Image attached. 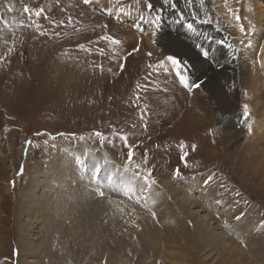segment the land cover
Here are the masks:
<instances>
[{
	"label": "rangeland",
	"instance_id": "1",
	"mask_svg": "<svg viewBox=\"0 0 264 264\" xmlns=\"http://www.w3.org/2000/svg\"><path fill=\"white\" fill-rule=\"evenodd\" d=\"M115 1L125 10L134 12L135 16L140 13L149 18L161 17L157 31L169 29L166 33L174 38L180 31L177 28L178 31L174 33L173 29L165 27L171 25L163 19L167 20L165 15L171 17V10L178 8L182 12L186 11L188 15H194L195 12L200 14L192 20V24L199 19L200 22L212 23L215 25L213 31L215 32V28L218 30L216 35L227 30L232 36V45L235 39L238 41L233 25L229 23L225 13H220L217 4L219 0H167V3L166 0ZM224 1H230L232 18L239 19L241 11L238 13V6L243 7L244 1ZM95 4L105 6L107 11H111L109 0H0V264H38L35 259L37 254L43 264H224L217 260L213 262L215 257L210 254H217V258L222 256V252L214 246H203L205 248L202 249L190 242L195 247L192 253L181 252L182 245L176 247L179 239L167 246V235H172V238L177 234L178 238V233L187 222L192 228L194 223L193 220L186 222L181 212L180 216L176 215V228L166 226L163 220H167L166 216L170 215V207L166 206L167 210H163L165 207L160 202L161 198L156 205L151 201L153 196L146 199V204L153 203L151 205L155 211L160 212L155 213V216L148 215L151 208L127 200V205L123 206L120 202L125 203L119 199H114L113 203L111 200L97 201L94 206H88L90 212L84 211V206L78 203L68 205L67 201H57L52 204L51 196L46 190L48 182L51 181V174H47V169L57 155L55 151L48 152L50 147L67 151H63L57 160L62 159V156L73 158L74 155L68 152L72 151L79 158L87 157L86 159L96 163L89 150L109 158L112 172L126 177V183L134 179L126 185L131 189V194L140 198L138 186L142 182L141 174L148 175L149 171L153 178L154 175L157 176L158 185L161 181L173 183L174 167L181 164L184 165L179 171L184 174L185 180L192 175L203 174V177H211L213 186L221 192L222 199L228 201L227 206L197 190L196 195L199 199L204 198L201 200L208 210L201 215L194 210V214H198L199 219H203L207 213L214 215L213 218H216V214L220 215L221 219H216L217 226L221 228H215L217 233H222L232 244L241 247V251L248 254L252 261L264 264V181L254 179L250 170L240 168L239 162L235 161L240 152L244 155L240 160H249L251 156L257 155L252 148L245 149L244 144L253 140L254 131L249 132V125L253 127L251 123L259 119L256 112L251 123V119L246 121L254 113L251 106L245 107L247 102L250 105L254 102L247 95L256 89L250 82V75H246L249 69L244 73V82L239 80L242 77L241 71H238L236 79L240 88L239 109L236 113L238 117L235 120L240 124L238 129L247 135L239 138L235 146L222 145L223 128L217 124L209 130L204 129L197 136V143H190L185 136L173 132L175 112L186 100L180 96L178 100L176 97L174 99V90L170 92L171 95L165 93L161 98L158 95L156 97L155 94L152 95L151 87L156 75L160 76L156 73L157 67L166 63L169 56L183 60L187 70L194 68L196 64L200 68L197 60L186 55L174 56V53L164 47V40L158 42L157 39L153 53L142 44L133 47L135 52H128L120 47L121 44L113 43V39H118L117 33L121 29L113 20L114 16L100 13L98 6L94 7ZM25 7L30 10L28 13L24 12ZM158 8L167 10L168 13L162 14L165 11L160 13L156 10ZM41 9V14L35 15ZM149 18V21L152 20ZM149 23L146 25L148 29L151 26ZM178 26L185 28L183 25ZM208 28L212 26L205 27ZM246 29L252 31L251 38L257 37V25ZM231 32H234L233 35ZM260 36L264 37V30ZM238 43L244 55L243 60H240L241 65L248 63L249 71L260 76L261 87L257 88L259 95L256 96L262 97L264 102V69L261 64H258L259 69L254 67L257 53L248 47V39ZM187 45L195 50L193 44ZM175 49L174 46L172 50ZM200 54L198 52L199 62L205 61L212 70L204 72L205 74L201 69L194 70L193 77L197 81L206 78L204 86L217 73L224 85L226 82L223 77L228 72L225 63L219 68L214 61H207ZM236 67L239 68V65ZM200 89L202 88L196 90L190 98L189 106ZM177 92L179 91H174L175 95ZM259 109L264 112V103ZM198 112L202 116L205 114ZM213 119L220 123L222 114L217 113ZM263 133L264 130H260L258 138ZM129 152L133 154V169L124 166ZM31 180V186L34 180L38 184L34 187V191L38 189L35 191L37 194L29 191ZM55 189L52 191L54 196L63 198L68 193L67 190H60L59 186ZM41 201L46 208L44 216L39 215L41 212L35 215L39 212V206L33 211ZM228 210H232L234 214L239 213L231 218L233 221L228 222L230 225H227L225 216L226 212L229 214ZM177 212H180L179 208H176V214ZM245 215L251 219L254 227L257 225L260 228L261 237L257 240L262 247L251 244L252 241L257 244L256 240L242 239L234 233V227L238 224L237 217ZM224 228L230 230L225 231ZM193 229L189 240L193 236L203 240L204 237L198 229ZM22 240L33 242L28 248L34 247L31 249L35 251L34 256L22 254ZM92 241L96 243L93 244ZM167 249L171 250L170 253H177V257L180 255L181 262L172 263L166 260L164 254ZM259 249L263 251V260L259 259ZM183 256H186L185 260Z\"/></svg>",
	"mask_w": 264,
	"mask_h": 264
},
{
	"label": "bare ground",
	"instance_id": "2",
	"mask_svg": "<svg viewBox=\"0 0 264 264\" xmlns=\"http://www.w3.org/2000/svg\"><path fill=\"white\" fill-rule=\"evenodd\" d=\"M242 1H244L243 7L238 6L239 7L238 13H239V11H241V14L238 15L239 19H233L232 18L233 13H232L231 6H229L230 1H229V3H225L224 0H219L217 2V4L219 5L220 13L222 15L225 13V16L227 17L229 23H231L233 25V27H232L233 30L235 32H237L236 36L238 37V41L240 42L241 40L244 41V40L248 39L249 40L248 47L250 48L251 51L257 53L256 56L254 55L256 58V60H255L256 65H254V67L259 69L258 64H261V68L264 69V37L260 36L262 34V31L264 30V28H263L264 27V23H263L264 22V6L262 5V4H264V0H242ZM242 1H240V5H242ZM149 2H150V0H149ZM233 2L236 3L235 0ZM120 5L121 4H118V3H112L111 4V6L113 7V10L116 14V17H119L122 21H124V23H122V24H125V25H122L121 23L119 24V28H121V29L117 33L118 34L117 40L119 41V44H121V46H120L121 48L124 47L128 52H133L134 50H132V49L134 46H136L137 44H142L145 46V48L148 51H151L153 53V52H155V48H154V44L156 43L155 40L157 39L158 42L164 40L163 41V43L165 45L164 47L167 48L168 51H171L172 53H174V56L175 55L176 56L186 55L188 58L191 57L192 59L197 60L198 64L200 65V68H198V65L196 64V66H194L195 69L193 68V71L201 69L204 73V72H209L212 70L211 66L208 63H206L205 61L199 62L200 57L198 56V52L193 50V48L190 45L188 46L187 45L188 42L184 38H182L179 34L177 35L176 38H174V37H172L171 34L166 33L167 31H169V29H167V30L163 29V30L157 31L156 26L148 29V28H146V25H148V23H149L147 15H143V14L138 13L135 17V14H133L132 12H129V13L126 12L124 9H122L123 7L121 8L122 5L121 6ZM126 22H128V26H127ZM143 23H144V25H143ZM225 23H227L226 20H225ZM131 24L133 25V27L136 30H138L140 32V34L133 32ZM254 25H257V27H258L257 37L251 38L250 30L247 31L246 27L250 28V26L253 27ZM158 33L161 35V36L159 35L160 37L158 36ZM189 33H191V32H189ZM233 33H232V35H233ZM247 33H248V35H246ZM255 36H256V34H255ZM167 40H169V41L166 43ZM196 44H198V43H196ZM254 44H256L257 46H255ZM174 46L176 49L172 50ZM222 46H223L222 44H218V47H222ZM205 48H207V46H205ZM208 48H209V46H208ZM259 49H260V51H259ZM162 50H163V48H162ZM258 51H259V53H258ZM241 54L242 53L239 54V58H238L237 63L235 62L233 57L228 58V66L227 67L229 70H227V71H229V72H227L226 75H224V77H223V79L226 82V83H224V85L221 84L220 79L216 75L217 73L216 74L212 73L213 75L211 74L212 76L209 79V83L205 84L202 87V89H200L199 91L196 92V96L193 98L192 102H190L191 106H189V102H188V104H186V105L183 104L181 106V108L178 109L177 112H175V114H176L174 116L175 131H173V132H175L177 134L179 133L182 136H185L187 138L188 142H190V143H197V136L200 135V133L204 129L209 130L211 127H214L218 124L219 126H221L223 128V137H221L223 140L222 145H225V146L237 145V140L239 138H242L245 134L247 135V133L238 129L240 124H239L238 120L237 121L235 120V118L238 117L236 113L239 109L238 98H239V88H240V86H238L236 84V79H238V71H241L240 76H242V77L239 79L241 82H244L246 75H250V77H249L250 82H251V84L256 86V89L254 90V92L251 89L252 90L251 94L247 95L250 98L254 99V102L252 99H250L253 102L252 105H250L246 101L247 102L246 106H248V107L251 106V111H253L254 113H252L253 116L250 115L251 118H248L246 121L251 119V121H250V123H251L252 120L254 119V115L256 112H257L259 119H258V121L251 123L253 127H251V130H249V132L254 131L253 132V136H254L253 140L247 141L244 144H246L245 149L248 150V149L252 148L253 150L256 151L257 155L251 156L249 158V160L244 159V158H243V160H240L241 159L240 157H242V155H243L240 152L237 154L235 161H236V163L239 162L240 168H244V169L247 168L248 170H250L249 172L252 174V177L254 179L264 181V133H263L262 137L260 136V138H258L259 131L264 130V112L262 113V111L259 109V106L261 104H263L264 102H262V100H263V99H261L262 97L259 98L256 96V95H259L257 88L261 87L260 86L261 84L259 82L260 76H257V74L256 75L252 74L249 71L250 67H248V63L245 62L243 64L244 66L241 65V61L243 60L242 58L244 57V56H242L243 54L242 55ZM200 56H201V54H200ZM212 58H213V56L210 57V59H212ZM189 61H191V60H189ZM190 65H192V64H190ZM237 65H239V68L236 67ZM247 69H249V70H248L247 74L244 75V73H246L245 71ZM157 72H158V75H160L159 77H160L161 81H160V79H158V80H156V82H153V87L151 88V91L153 93L152 95L155 94L154 96H156V95L163 96L165 93L169 94L173 90L176 91V89L179 91L178 85H175L173 81H171V83H170V79L173 80V78H175L172 75L175 72V68H174V64L171 61L167 60L166 63L158 66ZM198 78H199V76H198ZM195 80H196V78H195ZM195 80H194V82H195ZM162 86L166 90H163ZM250 86H252V85H250ZM161 88H162V90H161ZM179 92H182L185 94V92L183 90H180ZM248 92H249V89H248ZM260 92H261V90H260ZM202 93H204V95ZM170 95H171V93H170ZM166 97H167V94H166ZM170 100H172V99H170ZM256 100H258V101L256 102ZM198 111L204 112L205 114L202 116V113H200ZM248 111H249V109H248ZM217 113L222 114V119H221L220 123L215 122L213 119V116L215 117V115ZM180 116H181V118H179ZM228 116H229V118L227 119ZM243 116L244 115L242 114V117ZM243 118L246 119L245 116ZM240 128H242V127H240ZM235 148H238V147H235ZM54 151L57 155V158L59 156H61V153L63 151H65L67 153L66 150H64L63 148H59V147H57L55 149L50 147L48 152L53 153ZM68 152L73 154L74 157L73 158H65L64 156H62V159L57 160V158H56V159H53L51 161L49 168L47 169V174L48 175L51 174L50 175L51 181H50V179L48 180L50 182H48L47 189L46 188L45 189L49 193V194L48 193L47 194L49 196H51L50 201L52 202V204L56 203L57 201H60V202L67 201L68 205H71L73 203H78L81 206H84V209H85L84 211L90 212V209H89L90 207H88V206H94V204L98 201V200L95 201V190H93L91 188L96 187V186H101V180L103 181L105 179L106 173L104 172V170H99V168L97 167V164L93 160L86 159L87 157L86 158H79V155L77 153H74L72 151H68ZM248 153H249V151H248ZM243 157H244V155H243ZM97 172H99V174H100V181L98 183H92L93 177ZM111 172H112V170H111ZM149 172L147 173L148 175H149ZM104 173H105V175H104ZM47 174H46V176H48ZM119 174L120 173H116L115 171H113L111 173V175L115 178V180L117 182L130 184L131 181H134V179L132 178L130 181H128V183H126L127 182L126 177H124L122 175L120 176ZM134 175H136V174H134ZM202 175H198V176L192 175L190 178L186 179L185 184L183 182H176V181H174L173 183L170 181H161L160 185H158L156 183V179L153 178L155 183L145 185L143 177L146 176V174L145 175L141 174L142 182H141V185L138 186V191H139V194L141 196V200L144 201L145 199L153 196L154 198L152 197L153 200H151V201H154L155 205L157 204L158 200L161 198L162 201H160V202H161V204H164V207H165L163 210L166 209V206L170 207L169 211H168L170 213V215L166 216L167 220H165V219L163 220L167 224L166 226H171L172 228L173 227L176 228V222H177L176 221V215L180 216L181 212H182L186 222H187V220L188 221L193 220L194 227H196L198 229V231L200 232L201 236L204 237L203 240H198L196 238V236H193L191 239L192 241L189 240L191 233L194 230L193 229L194 227L193 228L189 227L188 225H190V223L187 222L186 225L183 226V228H181L180 233H178L179 234L178 238L176 236L177 234L176 235L174 234L172 238H171L172 235L166 236V239L169 240L167 246L169 247L170 245H172L174 243V241L176 239H179L178 242H176V247L179 245H182L180 247L181 252L185 251L186 253H188V252L192 253L193 249H195V247L202 248L203 246H206L207 248L208 247L212 248V246H214L215 249L222 252V256L217 258V256H215L217 254H215V253L210 254V256L213 255V258L215 257L214 258L215 260H213V262L220 261L221 263L224 262V264H229V263L230 264H259L256 261L255 262L252 261L248 254L241 251V249H240L241 247H237L236 245L232 244V242L229 238L225 237L222 233H217L215 228H218V230L221 229L219 226H217L218 224L216 223L217 218H218L217 220L221 219L220 215L216 214L215 215L216 218H213L214 215L210 216L207 213L204 215L203 219L202 218L199 219L197 216L198 214H196V215L194 214V212H193L194 210H196L197 213H199L200 215L202 213L207 212V210H208L206 205L202 202L203 200H201L204 198L201 197L199 199V197L196 195L197 190L199 191L200 194H207L208 196H211L212 200H215V201L219 200L220 202H224L225 206H227V203H228V201L225 202L224 199H222L221 192L213 186L212 179L210 180V182L207 183L206 187L203 186V185H205V181L209 180V177H205V176L203 177ZM44 176H45V174H44ZM39 182H40V180H39ZM36 183L34 180L33 186H31L32 180L30 181L29 187L31 186V188L28 187L29 191H32V192L34 191V187L38 186V184H36ZM56 186H59L60 190H63V191L67 190L68 193H65L63 198H61L60 196H54L52 191L56 190L55 189ZM149 186H151L152 189L150 191L146 192L145 190H147V187H149ZM131 188H132V185H131ZM36 190H38V189H36ZM110 193H112V191L108 190L107 195L109 196ZM107 200H111V202H112L114 199L109 198ZM31 203H33V202H31ZM48 203H50V202H48ZM33 204L35 205V203H33ZM120 204L123 206L125 205V204H122L121 202H120ZM120 204L118 203V205H120ZM151 204H153V203H149V208H151L154 211V213L159 214L160 212L155 211L154 206H152ZM38 206H39V212L38 213L36 212L35 215H38L41 212L42 214H39V215L44 216L45 212H46V208L44 207V203L42 201L37 203V206H36L37 208H34L33 211L35 212V210L38 209ZM76 206H79V205H76ZM81 208L83 209V207H81ZM176 208L180 209V212H177V214H176ZM119 209H120V207H119ZM24 211L26 212V209ZM27 211L31 212L32 210H27ZM158 211H160V210H158ZM228 211H229V214H227V212H226L225 216L227 219L226 220L227 225H230V224H228V222L233 221V219H231V218L233 216L239 215V213L234 214L232 210H228ZM65 212H67V209L65 210ZM88 212H87V214H88ZM234 212H237V210H235ZM84 213H86V212H84ZM91 213H94V211ZM70 214L71 213H69V215ZM131 214L134 216L133 212ZM67 215H68V212H67ZM185 215H187V216H185ZM29 221L31 222V220H29ZM226 221L224 223H226ZM145 222H146V220H145ZM236 222L238 224L235 225L236 227H234V226L233 227L235 229L234 233L237 236L241 237L242 239L243 238H249L251 240H256L257 244H255L253 241L251 242V244L253 246L259 245V247H262L259 244L260 241L257 240L261 237L260 236V228L257 225H255V227H254L253 226L254 223H252L251 219L247 215L237 217ZM78 227L80 228V226H78ZM231 227H232V225H231ZM25 229H27V228H25ZM78 230L80 231V229H78ZM177 230H176V232H178ZM105 231H106V229H105ZM148 231L149 230H147V232ZM172 232H171V234H172ZM188 232H190V234ZM248 232H249V236H248ZM168 234H170V233H168ZM158 235H159V233H158ZM74 237H75V235H74ZM93 237H95V235ZM152 237H154V236H152ZM99 238H100V236H99ZM93 239H94L93 241H95V238H93ZM152 239H154V238H152ZM152 239H150V240H152ZM32 241H33V239H32ZM88 241L90 242V240H88ZM23 242H24V244L22 243V246L20 248L22 254L23 255L26 254L27 256L28 255L30 256L31 254H33L32 256H34L35 251L31 250L34 247L28 248V246L33 244V242H31V241H30L31 243L29 241H23ZM152 242H153V240H152ZM156 242H158V241H156ZM190 242L191 243L194 242L195 247L192 246V244L190 245ZM95 243L96 242H93V244H95ZM240 243H242V242H240ZM34 244H35V242H34ZM155 247H158V246H154V248ZM204 248H202V249H204ZM94 249H96V248H94ZM246 249H247V247H246ZM170 252H171L170 249L166 250V252L164 254V258L166 260H168L172 263L181 262V260H180L181 256L180 255L177 257L176 256L177 253H170ZM259 252H260L259 254H261L260 255L261 257H259V259L263 260V258H262L263 257V251H260V249H259ZM225 256H226V258H225ZM35 257H36L35 259H37V261H38V264H43L42 262L39 261V259H38L39 255L38 254ZM182 258H184V260H185L186 256H183ZM203 262H204V260H203Z\"/></svg>",
	"mask_w": 264,
	"mask_h": 264
},
{
	"label": "snow or ice",
	"instance_id": "3",
	"mask_svg": "<svg viewBox=\"0 0 264 264\" xmlns=\"http://www.w3.org/2000/svg\"><path fill=\"white\" fill-rule=\"evenodd\" d=\"M29 11H30V10H29L27 7L24 8V12L28 13ZM42 11H43V9H41V10L38 11V12H36L35 15L39 16V15L41 14ZM189 27H191V25H190ZM113 43H114V44H118L119 41L113 39ZM167 59H168L169 61H171L173 64L178 63V61H177L174 57H172V56H169ZM196 87L199 88V87H200V84L198 83V84L196 85ZM245 107H247V106H245ZM142 115H143V114H142ZM249 130H251V126H250V125H249ZM125 139H126V138H125ZM132 155H133L132 152H129V153H128V157H129V159L132 158ZM179 175H180V171L177 169V170L175 171V176H179ZM149 176H150V173H149V175H146V176L143 177V180H144L145 185H149V184L155 183V181H150ZM210 180H211V177H209V180L205 181V184H207L208 182H210ZM99 194H100V195H103L102 192H100ZM126 194H127V193H126ZM153 216H155V213H153ZM238 219H239V218H238Z\"/></svg>",
	"mask_w": 264,
	"mask_h": 264
},
{
	"label": "built area",
	"instance_id": "4",
	"mask_svg": "<svg viewBox=\"0 0 264 264\" xmlns=\"http://www.w3.org/2000/svg\"><path fill=\"white\" fill-rule=\"evenodd\" d=\"M122 201V200H121ZM125 203V205H127V202L123 201Z\"/></svg>",
	"mask_w": 264,
	"mask_h": 264
}]
</instances>
